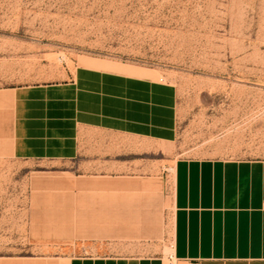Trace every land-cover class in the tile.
I'll return each instance as SVG.
<instances>
[{"label": "rangeland", "instance_id": "374dc122", "mask_svg": "<svg viewBox=\"0 0 264 264\" xmlns=\"http://www.w3.org/2000/svg\"><path fill=\"white\" fill-rule=\"evenodd\" d=\"M86 63L174 84L178 140L153 147L145 172L105 162L118 140L98 132L75 161L0 156L8 264L167 259L175 161L264 160V0H0V89L63 82Z\"/></svg>", "mask_w": 264, "mask_h": 264}, {"label": "crops", "instance_id": "0c3cea01", "mask_svg": "<svg viewBox=\"0 0 264 264\" xmlns=\"http://www.w3.org/2000/svg\"><path fill=\"white\" fill-rule=\"evenodd\" d=\"M178 106L170 82L86 63L63 82L0 89V156L75 161L83 135L98 132L118 140L105 162L149 171L143 157L178 140ZM171 176L173 261L91 254L67 264H264V160L179 158Z\"/></svg>", "mask_w": 264, "mask_h": 264}, {"label": "bare ground", "instance_id": "6f19581e", "mask_svg": "<svg viewBox=\"0 0 264 264\" xmlns=\"http://www.w3.org/2000/svg\"><path fill=\"white\" fill-rule=\"evenodd\" d=\"M109 70V69H108ZM114 71H118V72H123V73H128V74H134V75H145L147 77H156V75L154 73H150V72H141L138 70H129L123 67H117L113 69Z\"/></svg>", "mask_w": 264, "mask_h": 264}, {"label": "built area", "instance_id": "2783aa9c", "mask_svg": "<svg viewBox=\"0 0 264 264\" xmlns=\"http://www.w3.org/2000/svg\"><path fill=\"white\" fill-rule=\"evenodd\" d=\"M169 260H170V261H173V257H172V256H169Z\"/></svg>", "mask_w": 264, "mask_h": 264}]
</instances>
